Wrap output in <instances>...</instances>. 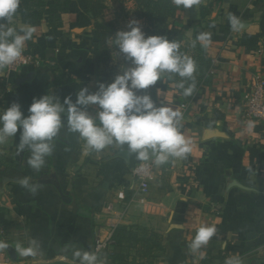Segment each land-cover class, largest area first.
I'll return each instance as SVG.
<instances>
[{"label": "crops", "instance_id": "0c3cea01", "mask_svg": "<svg viewBox=\"0 0 264 264\" xmlns=\"http://www.w3.org/2000/svg\"><path fill=\"white\" fill-rule=\"evenodd\" d=\"M108 2L103 17L116 21V33L129 30L133 19L143 27L131 13L132 1L121 9ZM233 16L239 30L231 27ZM33 27L36 46L24 49L33 62L16 71L0 70V112L18 103L26 116L33 98L46 93L61 102L71 96L74 102L81 87L94 92L128 63L113 40L111 61L97 65L91 25L76 17L62 30H48L44 23ZM170 32L182 47L195 54L199 49L208 59L203 84L185 97L176 87L179 76L164 73L137 94L150 95L158 107L182 112L180 131L191 141L192 151L185 159L154 164L150 188L140 196L131 170L143 161L126 148L88 151L78 133L65 127L37 172L26 163L29 150L17 151L18 130L0 144V241L14 250L13 258L7 249L0 250V264H79L77 250L92 252L95 235L105 238L119 225L143 227L163 246L154 257L137 258L134 264H225L232 256H239L242 264H264V122L242 116V98L252 76L259 74L264 81V0H201ZM200 33H211L207 47L196 39ZM57 69L63 81L54 85ZM87 110L95 116L97 109ZM250 120L255 127L248 130ZM25 177L38 183L34 195L21 187ZM201 225H215L217 232L202 255L193 254L189 244ZM33 239L39 242L37 254L21 256L17 245L27 247ZM118 252L109 243L101 259L121 264L108 257ZM129 253L125 264L133 256Z\"/></svg>", "mask_w": 264, "mask_h": 264}, {"label": "clouds", "instance_id": "9594fccd", "mask_svg": "<svg viewBox=\"0 0 264 264\" xmlns=\"http://www.w3.org/2000/svg\"><path fill=\"white\" fill-rule=\"evenodd\" d=\"M20 2L0 0V20L6 21L0 23V70L13 65L22 56L26 42L33 38L35 32L31 25H23L19 30L9 26ZM172 2L177 7L190 9L199 5L201 0ZM230 24L233 30H239L238 18L231 17ZM127 28V31H117L114 45L128 63L120 66V71L110 83H98L94 92L81 87L74 102L71 96H65L61 102L48 93L38 99L33 98L26 116L18 103L11 104L0 112V144L13 138L19 130L17 151L29 150L26 163L37 172L44 167L45 158L53 152L52 141L65 127L78 133L88 151L101 152L109 146L118 145L135 154L140 161L154 157L157 167L171 160L185 159L192 148L191 141L180 131L182 112L158 107L150 95H138L137 92L154 86L162 74L168 73L179 76L181 79L176 87L182 90L183 96H191L196 88V63L180 51V42L170 41L163 35L146 36L139 21L130 20ZM196 39L207 47L211 42V33H200ZM90 106H96L95 116L87 110ZM246 127L253 129L255 122L247 121ZM30 180V177H25L19 183L34 195L39 185ZM169 222H172V217ZM175 227L182 228L183 225ZM216 232L215 225H201L189 244V251L202 255V249ZM7 247V243L0 241V250ZM17 248L21 256H34L39 250V242L33 239L29 246L18 244ZM74 258L79 264H105V260L95 252L77 250ZM225 264H242V260L239 256H232L226 258Z\"/></svg>", "mask_w": 264, "mask_h": 264}, {"label": "trees", "instance_id": "16d2710c", "mask_svg": "<svg viewBox=\"0 0 264 264\" xmlns=\"http://www.w3.org/2000/svg\"><path fill=\"white\" fill-rule=\"evenodd\" d=\"M108 0H21L20 6L9 26L17 28V23L22 25L35 26L44 23L48 30H62L68 20L72 21L75 17L78 22L83 20L91 25L92 38L94 44L92 49L96 56L97 65L108 64L111 61V51L109 44L114 40L116 34V21L105 20L103 17L104 10L107 7ZM114 1V5L122 4L128 0H109ZM133 3L134 15L136 19L142 20V30L146 36L163 35L170 41L174 40V35L170 32V26L178 19H181L186 11L183 6L177 7L172 0H130ZM77 7V8H76ZM0 23H6L0 20ZM184 25L181 26V28ZM19 30V28H17ZM33 38L26 42L27 47L33 51L35 48ZM190 48L180 47V51L190 56L196 63L194 79L196 84H203L206 69L209 66L208 59H205L204 53L196 50L197 54L191 53ZM30 53H33V52ZM29 52V51H26ZM201 54V55H200ZM123 62H127L123 58ZM55 80L52 84L62 83V72L57 69ZM181 78L179 77V80ZM68 82V79H65ZM187 83H190L188 81ZM187 86V84H186ZM110 244L119 248L118 253H109L108 257L118 260L121 264L127 262L125 259L130 254L131 261L134 264L138 259H147L154 257L155 252L162 251L163 246L154 233L148 232L143 227L117 226L110 238Z\"/></svg>", "mask_w": 264, "mask_h": 264}, {"label": "built area", "instance_id": "2783aa9c", "mask_svg": "<svg viewBox=\"0 0 264 264\" xmlns=\"http://www.w3.org/2000/svg\"><path fill=\"white\" fill-rule=\"evenodd\" d=\"M33 57L30 54L24 53L11 66L7 67L8 71H16L18 68L33 62ZM242 116L246 119H251L257 122H264V81L259 74L252 76L248 83L247 92L242 98ZM154 161H143L135 165L131 174L135 178L137 188L136 193L140 196L145 195L150 188V180L154 173ZM3 207L0 200V210ZM111 209V205L107 206ZM113 229L110 230L105 238H101L98 234L94 237L92 252L98 254L102 258L110 243V238Z\"/></svg>", "mask_w": 264, "mask_h": 264}, {"label": "water", "instance_id": "95a60500", "mask_svg": "<svg viewBox=\"0 0 264 264\" xmlns=\"http://www.w3.org/2000/svg\"><path fill=\"white\" fill-rule=\"evenodd\" d=\"M8 253L10 254V256L13 258L14 257V250L12 249V247L8 246L7 248ZM54 264H70L67 262H63V261H57Z\"/></svg>", "mask_w": 264, "mask_h": 264}, {"label": "rangeland", "instance_id": "374dc122", "mask_svg": "<svg viewBox=\"0 0 264 264\" xmlns=\"http://www.w3.org/2000/svg\"><path fill=\"white\" fill-rule=\"evenodd\" d=\"M108 1H109V0H108ZM108 3H109L110 5L116 6L117 9L119 8V5H117V4L114 5V4H115L114 1H111V2L109 1ZM125 4H126V3H125ZM122 5H124V3H123ZM116 8H115V10H116ZM131 13H132L133 17H135V15H134V8L132 9V12H131ZM12 27H14V26H12ZM194 80H195V79H194ZM196 81H197V80H196ZM196 81H195V83H196ZM191 82H192V81H190V83H191Z\"/></svg>", "mask_w": 264, "mask_h": 264}]
</instances>
